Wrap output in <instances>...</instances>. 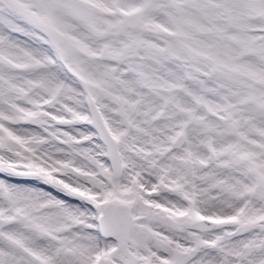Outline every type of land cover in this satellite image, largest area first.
<instances>
[{"label": "snow or ice", "instance_id": "snow-or-ice-1", "mask_svg": "<svg viewBox=\"0 0 264 264\" xmlns=\"http://www.w3.org/2000/svg\"><path fill=\"white\" fill-rule=\"evenodd\" d=\"M0 264H264V0H0Z\"/></svg>", "mask_w": 264, "mask_h": 264}]
</instances>
